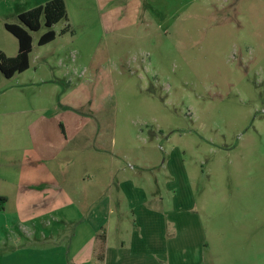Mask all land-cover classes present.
<instances>
[{"label": "rangeland", "instance_id": "1", "mask_svg": "<svg viewBox=\"0 0 264 264\" xmlns=\"http://www.w3.org/2000/svg\"><path fill=\"white\" fill-rule=\"evenodd\" d=\"M67 1L56 38L32 31L29 68L0 81L5 147L30 152L34 122L52 150L68 137L62 190L36 192L0 248L22 264H264V0ZM18 48L0 25V49Z\"/></svg>", "mask_w": 264, "mask_h": 264}, {"label": "crops", "instance_id": "2", "mask_svg": "<svg viewBox=\"0 0 264 264\" xmlns=\"http://www.w3.org/2000/svg\"><path fill=\"white\" fill-rule=\"evenodd\" d=\"M46 1L48 0H0V25L5 28L6 22L15 23V21H8L10 18L16 19V22H18L19 13L41 5ZM65 2L69 14L68 1L65 0ZM31 126L32 129L28 131L30 152L23 150V153L18 154L19 145L13 143V138H11V142L6 143V147L0 141V156L4 155V158L7 160L4 170H2L3 162H0V247L4 243L6 244V241L13 236L12 229L15 228L17 224L26 222L27 219L30 220L34 218L33 213L36 207L34 194L36 192L43 190L45 193L53 188L62 190L63 185L52 178V176L55 175L51 166L52 161L58 159L60 154L64 151L63 149L68 145L67 141H69V139L66 137V142L62 141L61 145L59 143L57 147L52 150L53 143L46 137L47 134L49 136L50 134L46 131L44 122H34ZM9 133L10 135L16 134L12 129ZM20 155H22V158H20ZM16 159H23V161H17ZM90 176L91 175L87 173L83 175L82 180L85 181ZM16 192L19 196L16 198L17 200L19 199L18 204L14 203V205L10 207L9 203L12 200L13 194ZM44 196H46V194H44ZM42 206L45 207L46 205ZM152 210H147L146 212L149 216L155 217V212ZM96 216L100 218L102 213L96 211ZM153 220L157 221V218L155 217ZM103 237H105V239H102L101 242L105 244L107 240L105 233ZM102 250L99 256L101 260L110 261L109 250L107 248L105 252H102ZM122 250L123 249L116 250L117 252L114 258H120L123 253ZM20 251L22 250L19 247L8 248L6 250L0 248V264H22V259L19 257L21 255ZM157 252L156 248L147 247L144 253L147 255H154ZM113 255L114 252L112 256ZM147 260L153 259L147 258ZM157 260L158 259H154L153 261Z\"/></svg>", "mask_w": 264, "mask_h": 264}, {"label": "trees", "instance_id": "3", "mask_svg": "<svg viewBox=\"0 0 264 264\" xmlns=\"http://www.w3.org/2000/svg\"><path fill=\"white\" fill-rule=\"evenodd\" d=\"M63 19H68L65 0H48L18 15V22H6L5 28L12 33L19 43L17 54L9 56L0 49V81L3 76L12 77L30 66V53L33 47L32 31L39 30L44 24L49 29L42 34L38 43L44 45L56 38L53 26ZM66 29L61 32L64 33ZM103 240L105 237L102 238Z\"/></svg>", "mask_w": 264, "mask_h": 264}]
</instances>
